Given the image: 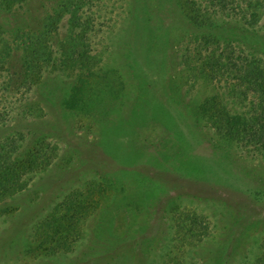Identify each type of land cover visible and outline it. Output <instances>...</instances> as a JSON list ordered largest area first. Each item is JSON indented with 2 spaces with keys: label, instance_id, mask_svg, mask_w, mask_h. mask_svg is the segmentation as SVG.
I'll use <instances>...</instances> for the list:
<instances>
[{
  "label": "rangeland",
  "instance_id": "rangeland-1",
  "mask_svg": "<svg viewBox=\"0 0 264 264\" xmlns=\"http://www.w3.org/2000/svg\"><path fill=\"white\" fill-rule=\"evenodd\" d=\"M223 10L210 0H0L3 162L39 138L38 168L18 180L26 188L0 195L10 207L0 264H264V143L231 125L233 70L212 72L227 45L243 57L256 48L249 17ZM235 91L245 108L251 92ZM68 211L67 234L46 240ZM7 240L19 248H1Z\"/></svg>",
  "mask_w": 264,
  "mask_h": 264
},
{
  "label": "trees",
  "instance_id": "trees-1",
  "mask_svg": "<svg viewBox=\"0 0 264 264\" xmlns=\"http://www.w3.org/2000/svg\"><path fill=\"white\" fill-rule=\"evenodd\" d=\"M243 1L244 0H210L212 6H217L220 9H224L223 11H225V18L230 19L233 16L238 17L240 14L244 15L245 18L249 17V19L246 20L248 23L247 25L248 28H250V30H252L253 32L250 36L247 34V39L251 42L254 48H256L255 52H247V55L243 57V53L237 54L238 50L236 49V47H231V44L227 45L225 47V50H231L232 53L230 52L228 57H224L223 55H221V59L225 61L224 65L215 62L214 64H212V72H214V74L217 73L220 76L222 74L217 72L220 67L221 69L226 68L228 70H233L234 76H232L231 78L235 83H233L232 86L233 92L229 94V98L233 100L232 103L234 105V108L232 109L233 112L231 113L233 115L231 125L234 122H238V120L241 121V123H244L243 127L245 129L248 127L251 128L250 133L247 135L250 140L264 143V28L258 26L257 23H255L256 19L261 18V20H264V0H246L245 5ZM244 6H246L245 11L243 10ZM193 9H196V7L192 8V10ZM207 15L209 16V13H207ZM194 19L195 21H199L197 20V17H195ZM204 21L208 22L209 20L202 19L200 22L204 23ZM0 30L2 29L0 28ZM203 38L204 39L202 40L204 41V43H206L207 45L211 44L207 43L209 37ZM215 44L222 46L223 43L217 40ZM212 45H214V43H212ZM242 58H244V60H242ZM200 78L204 79V76L202 75V77ZM240 86H245L247 90L251 92L250 97H247L245 95V98L248 99L245 108L239 107V100L243 98V95L241 93L237 94L235 91L236 88H239ZM93 110L94 113L101 118H105L109 112L107 106L102 105L101 103H99ZM214 110V114L216 116L215 118H221L220 113L226 110V107L220 108L219 106H217ZM38 145L39 138L36 140L33 148L24 153L22 157H15L16 151L10 153L8 150L6 151L4 162L2 157L0 156V195H6V198L10 195H17L22 191V189L26 188L28 181H22V179L21 181L18 180L20 179V177H22L25 169L30 170L33 168H38L37 156H34L35 154L31 155L33 153V149ZM6 147L7 143H1L0 149L4 150ZM7 187L10 189H8ZM9 209L10 207L8 205H5L3 200H0V216H4ZM70 221L71 212L68 211L64 215V219L61 223H52L50 233L48 234L46 240L50 241L51 239L54 240L55 238L61 239L63 235L67 234L65 233L66 231H61L62 226L68 229L69 225L67 224H69ZM44 240L45 239H43V241ZM15 243H18V245H15ZM19 243V241H8V244L1 246V248L16 249L19 248ZM42 245L43 243L41 241L38 247H36L35 249H30V251L28 249V252L33 253L38 250L40 251L41 249L39 246ZM51 248L50 249L53 252L56 250L54 247ZM56 253L57 251L51 254H47L46 257H53Z\"/></svg>",
  "mask_w": 264,
  "mask_h": 264
}]
</instances>
